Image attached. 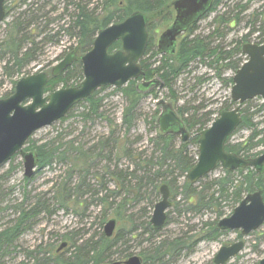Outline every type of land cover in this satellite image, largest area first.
<instances>
[{
  "label": "trees",
  "instance_id": "obj_1",
  "mask_svg": "<svg viewBox=\"0 0 264 264\" xmlns=\"http://www.w3.org/2000/svg\"><path fill=\"white\" fill-rule=\"evenodd\" d=\"M173 1L101 0L99 6L98 0L97 7H91L93 0H76L72 3L74 9L70 14V23L62 30L71 38H76L80 56L91 49L101 29L123 21L135 11L147 15L149 43L141 63L146 80L159 78L163 86L142 90L139 79L116 89L125 99L120 123L107 117L102 110L104 97L100 93L110 87L97 90L93 96L75 105L61 121L72 117L75 109L85 104L86 110L79 114L85 122L105 119L110 124V131L92 142L83 143L79 138L65 140L60 133L45 141H35L33 136L27 141L25 150L35 153L39 172L60 163L67 166V175L60 182H55L50 191L31 198L26 195L22 202L15 205H11L9 198L12 191H5L1 182L6 181L20 166L12 165L0 176V264H6V259L18 248L21 236L32 231L43 217L51 218L59 210L83 217L87 216L90 207L94 205L100 210L96 222L100 232L66 233L59 237L67 240L69 247L58 252V246L52 243L40 245L26 251L28 259L24 264H106L125 260L134 254L127 247L128 238L142 241L145 234H148V245L138 253L143 260L142 264H168L183 252L192 251V247L198 242L218 241L228 234V230L218 228V221L229 210L231 213L248 193L262 189L264 196V172L258 173L252 168L228 171L219 167L222 174L218 176L206 175L197 184L187 180V173L197 162L199 133L213 121L214 112L201 113L204 105L195 107L188 103L179 107V96L174 88L175 82L195 62L206 64L215 70L217 76H221L226 70L235 73L244 60L243 45L247 42V37L259 30L258 38L264 41V4L248 15L247 22L245 12L250 8L251 0L246 4L236 5L233 10L215 15L213 30L208 35L195 34L201 20L216 12L223 3V0H214L207 14L193 23L179 38L176 52L161 54L156 45L157 29L163 25L168 26L173 21ZM21 15L7 25L5 36L0 40V58L5 60L4 71L9 76L22 73L35 60L36 53L42 49L37 46L40 44L36 40L38 35L43 43L52 42L60 36L59 31L55 35L48 32L50 19H46L45 23L39 22L36 15L31 17L30 10L23 11ZM26 15L29 18L23 19ZM244 22L250 26L247 34L229 43L223 42L228 31L240 27ZM220 39L222 43L216 45V41ZM121 47L122 44L118 41L110 50ZM83 79V66L78 59L64 72L51 77L45 86V92H52L60 87L78 86ZM206 79L199 78V82ZM226 80L233 85V76ZM16 82L17 80L13 83L12 91L2 97L14 92ZM163 90L168 92L165 99L177 108L191 138L182 143L179 142V136L160 132L158 116L161 106H157L150 122L156 133L150 138V146L142 147V136L132 138L141 116V102L149 95L154 101L160 99L163 97ZM251 103L252 100H249L239 105L242 123L236 130H249L250 136L242 142H235L232 141L235 132L226 144L229 152L246 158H253L264 152H256L257 148L264 145V127L259 128L264 120L255 121L256 115L263 111L264 103L255 110L248 106ZM235 105L237 104L232 100L230 103L224 102L219 113ZM243 105L246 107L242 109ZM192 147H195L194 151ZM122 160L128 163L122 166ZM110 183L113 184L112 188ZM163 184L168 185L173 200L172 207L177 211L186 214L212 213L214 217L205 221L201 231L193 236L184 234L178 238L155 240L159 231L143 216L151 212L154 202L161 195L160 188ZM10 210L14 220L3 226L1 222L5 213ZM111 217L117 219L119 229L114 236L107 237L103 229ZM169 221L170 213L166 225ZM89 233L91 234L86 237Z\"/></svg>",
  "mask_w": 264,
  "mask_h": 264
},
{
  "label": "water",
  "instance_id": "obj_2",
  "mask_svg": "<svg viewBox=\"0 0 264 264\" xmlns=\"http://www.w3.org/2000/svg\"><path fill=\"white\" fill-rule=\"evenodd\" d=\"M214 0H175L173 7L176 15L160 35L158 51L162 54H174L178 37L186 32L191 24L197 22L212 7ZM6 17L5 0H0V22ZM149 17L135 11L125 20L103 28L96 36L92 48L80 58L79 45L64 59L53 66L51 72L40 71L19 79L15 91L0 99V167L10 161L17 153L24 160L25 176L31 178L37 169V159L33 151L25 152L27 140L38 130L49 126L64 117L76 104L93 96L104 87L122 88L131 80L141 78L139 87L148 90L153 86H163L159 78L146 80L141 64L149 42ZM120 41L122 48L110 51ZM248 60L237 70L231 90L232 100L238 103L262 97L264 100V44L248 43L243 47ZM80 59L84 79L74 87L59 88L50 93L45 86L51 79ZM162 106L158 117L162 133L180 135L183 143L190 139L184 121L172 103L161 99ZM242 123L239 107L222 110L210 127L199 134V156L197 163L187 173L190 183L214 171L218 166L228 171L254 168L264 172V153L255 158H246L226 150L228 138ZM162 199L156 203L151 223L156 230H161L167 220V211L171 207L170 189L167 184L161 186ZM264 223V197L262 189L249 193L238 204L230 216L222 218L218 227L222 230H240L246 236L257 230ZM117 227L116 218L107 221L104 227L106 236L114 235ZM67 246L64 242L58 250ZM245 246L244 240L220 248L214 258L215 264H225L239 254ZM108 264H142L141 257L135 255L125 261ZM258 264H264V258Z\"/></svg>",
  "mask_w": 264,
  "mask_h": 264
},
{
  "label": "rangeland",
  "instance_id": "obj_3",
  "mask_svg": "<svg viewBox=\"0 0 264 264\" xmlns=\"http://www.w3.org/2000/svg\"><path fill=\"white\" fill-rule=\"evenodd\" d=\"M75 1L76 0H7V5L8 8H10V11L7 14V17L0 22V40L5 36L7 25L17 17L22 16L21 13L27 10L31 11V17L36 15L37 18H39V22L45 23L46 19H50L48 32L51 35H55L59 31L60 36L56 37L52 42L43 43L42 41L40 42L41 37L38 35L36 40L40 44L37 46L42 49L36 53L35 60L25 67L24 71L20 74L9 76L4 71L5 60L0 58V98H2L4 94L12 91L14 81L19 78L29 74H35L42 70L50 71L52 67L76 45V38H71L62 30V28H66L70 23V14L74 9L72 8V3ZM248 1L249 0H223L222 5L218 7L216 12L207 15L201 20L195 34L204 36L208 35L213 30V21L216 14L225 13L230 9L233 10L236 5L246 4ZM263 4L264 0H251L250 8L245 12L247 17L245 21L247 22L248 15L252 13L254 9L261 7ZM97 6L98 0H93L91 7ZM99 6H101V0H99ZM28 18L29 16L27 15L23 17V19ZM40 27L41 29L43 28V26ZM166 27L167 25H163L157 29L156 43L158 42L159 35ZM249 27L250 26H247L244 22L240 27L238 26L237 28L228 31L223 42L229 43L231 40L247 34ZM220 41L221 39L216 41L215 44L222 43ZM234 74L233 71L226 70L221 76H217L215 70L210 69L206 64L200 62L193 63L189 70L175 82L174 88L179 96L177 105L179 107L187 105L188 103L190 106L195 107L204 105L205 108L201 113L212 111L214 112L212 115L213 117L216 115L218 116L223 103H230L231 85L227 83L226 79L232 77ZM199 78L207 79L199 82ZM115 90L116 88L110 87L100 93V96L104 97L102 110L105 111L107 117L120 123L125 99L120 92ZM167 93L166 90H163L161 96L167 98ZM262 105V99L257 98L252 100V103L248 106H251L255 110ZM85 106V104L78 106L75 109V114L72 117L67 118L65 121L59 120L36 131L32 139L38 142L45 141L60 133L65 140L79 138L83 143H89L96 140L99 136L107 134L110 131V124L107 120L98 119L95 122H85L82 117L79 116L81 112L86 110ZM235 106L231 108H234ZM245 107L246 105H243L242 109ZM156 110L157 106L152 96H146L141 102V116L135 131L132 133V138H135L138 135L143 137V144H140L142 147L148 148L150 146V138L156 133L150 124L152 116ZM159 110L161 109L159 108ZM263 120L264 107L263 111L256 115L255 118L256 122H262ZM262 127H264V122L260 123L259 128ZM250 133L251 131L249 130H240L234 134L232 141L242 142L250 136ZM192 150L194 151L195 147H192ZM262 151H264V145L256 149V152ZM121 163L122 166H124L128 162L122 160ZM12 165H19L20 167H18L6 181L1 182L5 191H12L13 193L9 196L11 199V205L22 202L26 195L28 198H31L35 195L50 191L55 182H60L67 175V166L57 163L51 168L42 169L31 179L26 181L25 179L27 178L24 176L23 158L18 154L13 160L0 167V176L3 175ZM220 174H222V171L218 168L210 175L218 176ZM110 187H113L112 183H110ZM148 197L151 198L150 195H148ZM161 198L162 194L154 202L151 212H148L149 214L145 217L143 216V218L149 219V221L151 220L154 206L161 200ZM99 212V207L94 205L90 207L87 216L83 217L61 210L57 211V213L51 218L43 217L40 223L36 225L32 231L21 236L17 243L18 248H15V251H13V253L6 259V264H24L28 259L26 251L37 248L40 245L45 246L52 243L56 247H59L63 242V239L59 236L65 235L66 233L78 231L81 233L87 231L100 232L101 229L98 228L96 223L98 221ZM169 213L170 221L159 231L157 238L155 239L157 241L168 238H178L184 234L187 236H193L201 231L205 221H209L214 217V214L212 213L186 214L185 212L177 211L174 207L169 210ZM229 214L230 210L226 215ZM12 219L13 214L10 210L5 213V217L1 224L5 226ZM90 234L91 233L86 234V237ZM239 235L240 231H229L228 234L222 236L218 241L202 240L192 247V251L183 252L181 256L177 258L174 257V259L168 264H214V258L220 248L224 245H230L235 241H238ZM147 239L148 234L144 235L142 241L130 237L127 240V247H129L134 254H138L142 248L147 247ZM242 239L245 241L244 249L227 264H257L264 258V224L257 231L250 233Z\"/></svg>",
  "mask_w": 264,
  "mask_h": 264
},
{
  "label": "flooded vegetation",
  "instance_id": "obj_4",
  "mask_svg": "<svg viewBox=\"0 0 264 264\" xmlns=\"http://www.w3.org/2000/svg\"><path fill=\"white\" fill-rule=\"evenodd\" d=\"M5 11H6V15L9 13V11H10V8H8V5H7V0H5ZM175 15V14H174ZM186 33V32H185ZM184 33V34H185ZM183 34V35H184ZM183 35H181V36H183ZM180 36V37H181ZM260 36V32H259V30H257V32H255V33H253L251 36H248L247 37V42L246 43H244V45L245 44H247V43H253V44H258V45H261V44H264V41L262 42V39L261 38H258ZM243 45V46H244ZM65 242V241H64ZM63 244V242L61 243V245ZM67 248V246H65L62 250H64V249H66Z\"/></svg>",
  "mask_w": 264,
  "mask_h": 264
}]
</instances>
